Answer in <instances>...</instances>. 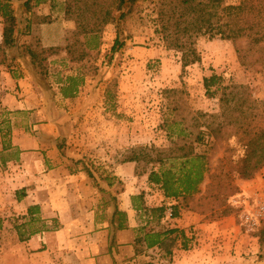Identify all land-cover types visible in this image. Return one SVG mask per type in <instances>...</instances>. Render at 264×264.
Returning <instances> with one entry per match:
<instances>
[{"label": "crops", "instance_id": "0c3cea01", "mask_svg": "<svg viewBox=\"0 0 264 264\" xmlns=\"http://www.w3.org/2000/svg\"><path fill=\"white\" fill-rule=\"evenodd\" d=\"M39 5L36 12L53 15L51 3ZM50 26L35 24L33 29L41 32L45 45L63 44L50 38ZM162 48L134 51L144 60L161 57ZM69 77L78 86L65 94ZM91 81L84 73H35L30 57L18 51L0 64V187L13 190L19 210V264H264L256 230L247 231L240 220L242 210L264 198V168L250 179L237 180L240 191L231 198L230 212L214 217L181 207L182 199L166 196L148 172L137 173V162L119 159L113 149L89 154L78 146L86 141L89 111L116 114L130 102V92L115 98ZM133 132L112 134L111 139L130 144ZM170 207L177 211L173 216ZM116 208L126 213L123 227ZM143 227L177 229L171 253L144 244L137 253L136 238Z\"/></svg>", "mask_w": 264, "mask_h": 264}, {"label": "trees", "instance_id": "16d2710c", "mask_svg": "<svg viewBox=\"0 0 264 264\" xmlns=\"http://www.w3.org/2000/svg\"><path fill=\"white\" fill-rule=\"evenodd\" d=\"M17 1L21 7L18 11L13 0H0V17L8 23L0 43V64L6 63L8 56L18 51L20 56L30 57L35 73L46 75L50 72V57L63 49L60 45L43 44L40 34L33 29L35 24L51 22L52 15H42L34 10L48 0ZM139 2L65 0L66 17L75 22L76 40L64 47L70 60L80 61L89 54L87 49L80 48L87 45L80 41L81 36H99L109 24L130 17ZM155 11V31L162 37L165 47L181 53L184 69L201 62L199 40L216 37L231 41L241 61L264 64V56L256 55L259 52L264 55V0H238L237 3L227 0H158ZM19 15L21 21L26 22L21 30ZM19 34L28 36L29 40L20 41ZM122 45L116 37L111 46L112 56ZM96 46L98 43L93 47ZM68 81L71 83L64 89L65 94L78 86L75 77H69ZM203 86L207 95L219 98L218 112L199 111L192 124H186L185 116L178 119L174 114L178 106L171 105V115L164 122L170 144L133 146L122 159L137 162V173L148 172L151 182L159 185L166 196L181 198V207L187 209L198 207L199 203L193 204L196 199L229 200L240 191L238 179H250L264 168V99L259 102L247 85L225 83L224 77L218 73L205 75ZM234 138L239 141L241 151L230 145ZM222 149L223 156L219 155ZM214 159L219 165L214 166ZM141 162L145 167H139ZM33 209L29 208L30 214ZM157 210L163 214V208ZM227 212L223 210L222 214ZM115 214L120 219L119 227H123L121 220L126 218V213L116 208ZM17 228L19 233V225ZM174 233L177 229L162 232L140 228L135 244L137 253L143 250L141 245L144 244L148 248L159 245L169 255L179 234ZM256 234L263 250L261 256H264V220L259 221ZM20 240L25 237L20 235Z\"/></svg>", "mask_w": 264, "mask_h": 264}, {"label": "rangeland", "instance_id": "374dc122", "mask_svg": "<svg viewBox=\"0 0 264 264\" xmlns=\"http://www.w3.org/2000/svg\"><path fill=\"white\" fill-rule=\"evenodd\" d=\"M64 1L54 0L53 2L51 0L49 2L48 0L43 3H51L52 5L51 9L48 5V11L53 10L50 22L52 30L49 31L51 33L50 38L60 39L63 42L60 45L63 49L50 57L52 60L55 59L57 64H50L49 73H84L92 77L91 85H102L103 89H109L114 93L113 97L117 96L118 93L122 99L121 91L124 95L127 92L131 93L129 104L123 105L120 112L115 111L116 114L111 110H104L101 113H94L93 111L87 113L89 114L88 117L91 118L84 131L86 141L84 143L78 142V146L86 153L90 154L95 150L111 152L113 149L114 153L118 152V157L122 160L133 146L169 145L168 132L164 127L166 117L171 115L169 106H178L174 114L178 119L185 116L187 118L186 124H192L193 117L199 111L212 113L220 110L219 98L207 95L203 86V77L211 73L221 74L225 83L247 85L259 102L264 99V64H254L238 59L233 43L229 40L220 37L210 40L201 38L197 45L202 55L201 62L184 69L181 53L164 47L165 43L162 37L155 31V18L157 16L155 9L158 0H140L135 12L130 17L124 21L109 24L95 38L93 36H81L80 41L87 43V45L80 48L87 49L89 54L80 61H71L64 47L76 40L75 22L67 19ZM227 1L229 3L238 2V0ZM19 4L20 1L13 0V6L17 11L21 8ZM19 20V30L24 29L26 22L21 21L20 15ZM69 21L73 22L74 26H71ZM3 25L6 27L8 23L0 17V28ZM35 31L40 34L43 42L41 32L37 29ZM116 37H119L123 45L112 56L111 46ZM19 39L20 41H28L29 37L19 34ZM96 43L98 46L93 47ZM157 45L163 47V52L160 53L161 57L154 56L143 60L140 53L134 51L138 47ZM78 47L79 43L76 45L77 49ZM256 55L258 57L264 56L261 52ZM166 89H178L179 91L167 92ZM125 102H127V97H125ZM200 120L203 121L204 118ZM127 121L130 122L129 126L125 125ZM128 129L131 133L134 131L135 134L134 140L130 141V144H123V141L111 139L112 134H122ZM96 138H100L101 142L94 141ZM238 143L239 141L234 138L230 145L241 151ZM219 153L221 156L225 155L224 149L219 150ZM214 163V166L219 165L215 159ZM139 167H145V164L141 162ZM204 190L205 187L203 193ZM14 197L13 190L0 187V264H19V233L17 228L19 210H16ZM198 203V207L193 210L214 217L221 215L223 210L230 212L234 209L231 198L222 202L205 198L196 199L193 202L194 205ZM253 203L255 204V202ZM155 263V261L150 262V264Z\"/></svg>", "mask_w": 264, "mask_h": 264}, {"label": "built area", "instance_id": "2783aa9c", "mask_svg": "<svg viewBox=\"0 0 264 264\" xmlns=\"http://www.w3.org/2000/svg\"><path fill=\"white\" fill-rule=\"evenodd\" d=\"M168 214L169 216L174 215L172 207L168 209ZM240 219L247 231H255L259 221L264 220V198L257 199L255 204H251L249 207L242 210Z\"/></svg>", "mask_w": 264, "mask_h": 264}]
</instances>
